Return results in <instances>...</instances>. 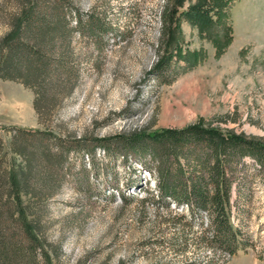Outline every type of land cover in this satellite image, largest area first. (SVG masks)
Instances as JSON below:
<instances>
[{
	"label": "rangeland",
	"instance_id": "374dc122",
	"mask_svg": "<svg viewBox=\"0 0 264 264\" xmlns=\"http://www.w3.org/2000/svg\"><path fill=\"white\" fill-rule=\"evenodd\" d=\"M70 1L113 29L101 39L72 32L71 79L49 93L0 75V175L25 171L19 131L52 153L68 149L49 190L21 187L19 203L4 193L15 217L27 212L50 264H264V170L251 157L234 166L241 246L228 255L199 237L207 212L162 207L147 155L96 141L190 124L264 138V0ZM32 2L0 0V63Z\"/></svg>",
	"mask_w": 264,
	"mask_h": 264
},
{
	"label": "trees",
	"instance_id": "16d2710c",
	"mask_svg": "<svg viewBox=\"0 0 264 264\" xmlns=\"http://www.w3.org/2000/svg\"><path fill=\"white\" fill-rule=\"evenodd\" d=\"M100 20L95 12L81 13L70 0H33L6 39L0 75L46 89L57 82L66 84L64 80L71 79L76 72L68 60L70 35L77 30L81 35L87 33L101 39L106 31L113 29ZM18 136L26 158L25 171L21 172V179L11 171L0 175V264H40L39 255L45 264H50L49 253L40 247L35 226L27 221V212L17 207L15 217L9 195L4 197V193L16 191L13 199L19 203L21 187L39 194L49 190L68 149L59 143V153H52L42 142L29 139L33 137L31 133L19 131ZM96 141L106 152L110 151L109 144H123L133 154L147 155L153 166L146 167L153 174L162 207L168 209L173 202L175 206L185 205L193 214L207 212L209 225L199 235L200 239L225 254L237 252L241 246L240 231L230 222L234 166L249 156L264 170V138L190 124ZM85 151L94 156L93 148ZM122 199H125L123 195ZM147 200H153V195L147 193L141 199L143 203ZM183 216L179 215L177 221ZM182 225L186 227V223ZM54 253L57 254V248Z\"/></svg>",
	"mask_w": 264,
	"mask_h": 264
}]
</instances>
